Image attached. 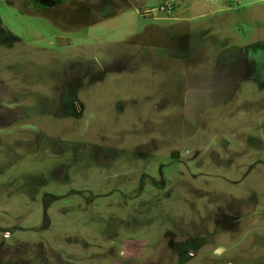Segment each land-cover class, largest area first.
Here are the masks:
<instances>
[{"label":"rangeland","instance_id":"1","mask_svg":"<svg viewBox=\"0 0 264 264\" xmlns=\"http://www.w3.org/2000/svg\"><path fill=\"white\" fill-rule=\"evenodd\" d=\"M60 1L0 0V264H264V0Z\"/></svg>","mask_w":264,"mask_h":264},{"label":"crops","instance_id":"2","mask_svg":"<svg viewBox=\"0 0 264 264\" xmlns=\"http://www.w3.org/2000/svg\"><path fill=\"white\" fill-rule=\"evenodd\" d=\"M47 1V0H46ZM49 1H51V2H53V4L52 5H49V4H44V2H45V0H27V2H29L30 4H33V3H35V4H37V5H40V6H53L55 3H60L61 1L59 0V2H56L55 0H49Z\"/></svg>","mask_w":264,"mask_h":264},{"label":"built area","instance_id":"3","mask_svg":"<svg viewBox=\"0 0 264 264\" xmlns=\"http://www.w3.org/2000/svg\"><path fill=\"white\" fill-rule=\"evenodd\" d=\"M158 10L160 11H168L172 10V5L170 3H162L158 6Z\"/></svg>","mask_w":264,"mask_h":264},{"label":"trees","instance_id":"4","mask_svg":"<svg viewBox=\"0 0 264 264\" xmlns=\"http://www.w3.org/2000/svg\"><path fill=\"white\" fill-rule=\"evenodd\" d=\"M170 156H171L172 158H178L179 153L176 152V151H172V152L170 153Z\"/></svg>","mask_w":264,"mask_h":264},{"label":"flooded vegetation","instance_id":"5","mask_svg":"<svg viewBox=\"0 0 264 264\" xmlns=\"http://www.w3.org/2000/svg\"><path fill=\"white\" fill-rule=\"evenodd\" d=\"M50 2H51V1H46V0H45L44 4H48V3H50Z\"/></svg>","mask_w":264,"mask_h":264},{"label":"water","instance_id":"6","mask_svg":"<svg viewBox=\"0 0 264 264\" xmlns=\"http://www.w3.org/2000/svg\"><path fill=\"white\" fill-rule=\"evenodd\" d=\"M49 5H52L53 4V2H50V3H48Z\"/></svg>","mask_w":264,"mask_h":264}]
</instances>
